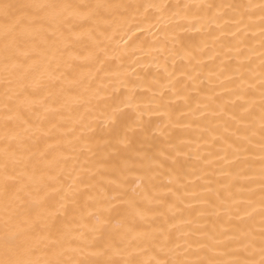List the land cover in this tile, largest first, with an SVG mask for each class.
<instances>
[{
    "label": "bare ground",
    "instance_id": "6f19581e",
    "mask_svg": "<svg viewBox=\"0 0 264 264\" xmlns=\"http://www.w3.org/2000/svg\"><path fill=\"white\" fill-rule=\"evenodd\" d=\"M0 264H264V0H0Z\"/></svg>",
    "mask_w": 264,
    "mask_h": 264
}]
</instances>
